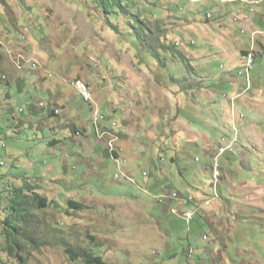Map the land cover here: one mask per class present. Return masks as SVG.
Segmentation results:
<instances>
[{
    "label": "rangeland",
    "instance_id": "374dc122",
    "mask_svg": "<svg viewBox=\"0 0 264 264\" xmlns=\"http://www.w3.org/2000/svg\"><path fill=\"white\" fill-rule=\"evenodd\" d=\"M93 2L0 0V177L16 186L37 183L53 202L39 218L76 248L92 247L94 237L93 253L105 264H190L183 254L190 240L202 249L216 235H232L223 252L235 264L244 250L264 264L262 200L245 201L230 190L248 183L246 195L264 186V55L248 76L240 48L226 35L215 39L229 43L231 60L203 48L196 19L214 17L206 19L200 0H120L116 6L107 0L97 10ZM120 3L142 19L161 18L170 8L169 42L178 44L191 69L169 55L163 67L137 47L125 20L115 30L98 16L107 11L103 17L117 23ZM254 48L256 54V37ZM78 80L90 86L92 103L78 93ZM50 109L59 114L49 117ZM94 111L104 119L95 122ZM222 147L229 150L220 155ZM174 192L209 197L205 210L224 208V215L211 213L212 226L197 218L181 222L172 213ZM68 199L84 210L67 212ZM166 228L175 233L171 241ZM170 245L176 258L167 255ZM28 254L29 264H83L56 242ZM6 258L0 240V259L18 264Z\"/></svg>",
    "mask_w": 264,
    "mask_h": 264
},
{
    "label": "trees",
    "instance_id": "16d2710c",
    "mask_svg": "<svg viewBox=\"0 0 264 264\" xmlns=\"http://www.w3.org/2000/svg\"><path fill=\"white\" fill-rule=\"evenodd\" d=\"M105 1L107 0H94L95 9L101 8V4L105 5ZM116 1L120 2V0H110L113 6L117 5ZM104 7L106 8V6ZM119 7L123 13L116 14L117 23L103 17V15L108 14L107 11L103 15L98 12V16L107 21L109 25L111 24L115 30H118L120 26L118 20H125V26L132 30V35L136 38L137 47L151 54L163 67H166L167 55L173 59L181 60L183 64L188 66V58L182 53L178 44L173 41L169 42L172 30L169 28L174 24L171 19L174 16H172L170 8H166V13L161 18L149 14L147 19H142L139 18L142 15L141 12L134 15V12L131 11L132 7L126 9L122 3L119 4ZM189 69L191 68L189 67ZM29 110L30 113H36L34 106H30ZM55 111L50 109L49 117L56 116ZM72 129V132H76L75 127ZM56 143L57 141H52L50 144L55 145ZM106 154L109 155V150H106ZM112 154L116 156V153ZM5 176L0 177V240L2 253L5 254L7 260H14L18 264H29V254L25 255L26 253L38 251L56 242L64 247L65 253L73 263L81 261L83 264H105L102 256H95L93 253V247H99L94 237L90 236L91 240L94 241L92 247L76 248L70 245L69 238L56 234L55 230L57 229L55 227L57 226L55 224H52L55 226L52 227L46 217L39 218L38 215L44 210H48L53 202L39 192L37 183L33 184L26 181L21 186H16L12 185L10 181H5ZM15 180H19V178L15 177ZM4 184H10V187L2 186ZM66 203L67 212L69 210L79 212L84 210V205L78 201L68 199ZM46 230L49 231L50 235H46ZM0 262L6 264L3 259H0Z\"/></svg>",
    "mask_w": 264,
    "mask_h": 264
},
{
    "label": "crops",
    "instance_id": "0c3cea01",
    "mask_svg": "<svg viewBox=\"0 0 264 264\" xmlns=\"http://www.w3.org/2000/svg\"><path fill=\"white\" fill-rule=\"evenodd\" d=\"M200 2H202L204 6L206 7L207 13H212L213 15L212 18L214 17L213 20L209 22H204V23L201 22L203 15H200L199 17L201 18V21L199 20V18L196 19L197 25H201L197 27L199 30L198 32L200 33L201 36L205 38V40H203V48H206L208 46L209 53H212V50H216L218 51V53L222 55L224 60L226 61H228L227 59L231 60L232 53L228 52L229 50L228 48L230 47L229 43L223 42L224 40L218 41L215 39V36H219V33H220V35H222L223 37L224 35H226L228 37L227 38L228 42L230 43L232 42L231 44L233 46L237 45V47L240 48L236 52L237 55H239V60H240V54L245 53L249 49L250 44L252 43L253 33L255 31H258L261 34L260 35L258 34V36H256V54H257L256 57H263L264 55V21H263L264 0H241L236 3H225V2H221L220 0H200ZM221 3H224V5H221ZM250 3H258V5L252 6ZM229 4H231L233 7H230ZM252 8L255 9V13L251 11ZM259 9L261 12H259ZM207 13L205 14V17L206 19H209L207 16ZM216 18H219V19H216ZM260 27H263V28H260ZM243 30H246L245 34L242 33ZM215 40L217 42L216 44L219 49L217 47L214 48L215 43H213V41ZM257 49L260 50V52ZM238 95L241 96L240 94ZM261 138H263L264 140V135H262ZM204 141L209 142L211 141V138L205 137ZM208 150H209L207 151L208 154L211 153L210 146L208 147ZM116 156H117V153H116ZM250 186L251 185H249L248 183H244L243 185L240 186V189H238L239 192L235 191V187L233 188L230 187V190L234 189L231 191H233V193L235 192L234 194L238 195L239 198L244 197L245 201L246 200L249 201V199H251L252 197H256V198L259 197L262 200V202L258 201V204L262 203L261 206L264 205V197H262L264 194V186H256L252 192L250 189V192L244 195L245 191H249L248 188H251ZM240 192L243 194H241ZM260 193L262 196H258V194ZM208 198L209 197H206V196H203L202 199L195 197L196 204H185V203H182L176 200L178 203H174L176 204V207L172 209V213L177 215L178 216L177 218L181 219V222L185 221L187 222V224L190 223V225H191V222L197 218L196 220L200 226H205V225L212 226V224L216 222V220L212 219L214 217L212 215H214L215 213V215L218 217H219V214L223 216L225 209L215 208L214 210H212V212L206 211L204 207L206 205L204 203L205 201L209 200ZM219 198H221V196ZM251 202L252 201H250L249 206L255 207L257 203L255 202L256 204L253 206L251 205ZM240 203H243V202L240 201ZM263 207L264 206H262L261 208ZM165 210H167V208ZM243 211L246 212L245 209H243ZM186 213H193L194 219L191 222H188L183 217L184 214ZM211 213L212 215L210 216ZM207 216L209 219L207 218ZM250 216L255 217L254 214H250ZM162 231L165 233V235H167L168 240L171 241L172 235L175 234L174 231L170 228H166V230H162ZM206 236L208 235L203 236L204 240ZM209 237L210 236H208V240L206 241H209ZM227 237L230 240H232V235H216L213 241L214 243H210L207 246H204L202 249H199L198 245H196L197 241H194L193 239H191L190 242L188 243V246L184 249L183 254L187 256V261L190 264H235V262H232L231 258L228 257L223 252L226 250L228 251V245L225 244ZM173 250H174V247L172 245H170L169 249L166 250L167 255L171 259L176 258L178 256V254L174 253ZM236 255L238 256V258L242 259V261H240V264H259L255 262L249 250H244L243 252L238 251Z\"/></svg>",
    "mask_w": 264,
    "mask_h": 264
},
{
    "label": "built area",
    "instance_id": "2783aa9c",
    "mask_svg": "<svg viewBox=\"0 0 264 264\" xmlns=\"http://www.w3.org/2000/svg\"><path fill=\"white\" fill-rule=\"evenodd\" d=\"M196 1V0H194ZM221 2H225V3H236L238 1H241V0H220ZM252 6L253 5H258V3H250ZM251 11L253 13H255V9L252 8ZM207 16L209 19L212 18V14L211 13H207ZM263 21H264V18H263ZM246 30H243V34L245 33ZM255 37H256V34L253 33V46L252 47H249V49L242 54V57H241V61L245 64V70H246V73L248 74V76H250L251 74V71L253 69V65H254V60L257 56V54H255V48H254V41H255ZM242 75V74H240ZM74 86L75 88L77 89L78 93L82 96V98L88 102V103H92V100H93V96H92V92H91V88L90 86L81 81V80H78L74 83ZM94 114V121L95 122H100V120H103L104 117L103 116H100L99 115V111H94L93 112ZM228 149V147L224 150H220V155H222L223 153H225ZM112 152V150H111ZM220 178V175H219V172L217 169H215V174H214V180H215V185L218 184V180ZM115 179L116 180H120V177L119 176H115ZM125 179L126 180H131L130 177H127L125 176ZM218 186L216 188V193H217V197H220V194L218 192ZM172 196V200H177V201H180L182 203H185V204H196V199L193 195L191 194H184V193H180V192H174L171 194ZM207 201H205L204 204H206ZM198 205V204H197ZM188 222H191L193 219H194V215L193 213H186L184 214L183 216ZM206 240H208V237L206 236Z\"/></svg>",
    "mask_w": 264,
    "mask_h": 264
},
{
    "label": "bare ground",
    "instance_id": "6f19581e",
    "mask_svg": "<svg viewBox=\"0 0 264 264\" xmlns=\"http://www.w3.org/2000/svg\"><path fill=\"white\" fill-rule=\"evenodd\" d=\"M191 2H198L199 0H196V1H194V0H190ZM246 32V31H245ZM241 74H243V73H241ZM56 112V114H59V111H55ZM229 148V147H228ZM224 149H226V148H223L222 147V149L221 150H224ZM131 181V180H130ZM210 203H211V201H207V203H206V205H210ZM205 240H206V237H205Z\"/></svg>",
    "mask_w": 264,
    "mask_h": 264
}]
</instances>
